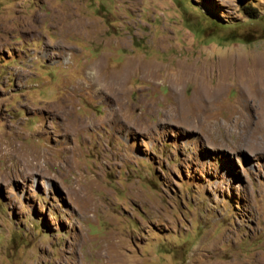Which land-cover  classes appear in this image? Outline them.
Here are the masks:
<instances>
[{
	"label": "rangeland",
	"instance_id": "374dc122",
	"mask_svg": "<svg viewBox=\"0 0 264 264\" xmlns=\"http://www.w3.org/2000/svg\"><path fill=\"white\" fill-rule=\"evenodd\" d=\"M260 78L264 0H0V264H264Z\"/></svg>",
	"mask_w": 264,
	"mask_h": 264
},
{
	"label": "bare ground",
	"instance_id": "6f19581e",
	"mask_svg": "<svg viewBox=\"0 0 264 264\" xmlns=\"http://www.w3.org/2000/svg\"><path fill=\"white\" fill-rule=\"evenodd\" d=\"M97 66H99V64H96V65H94V64H90L89 66H88V68H96L97 69ZM148 69H150L149 71H147ZM98 70V73L94 76V77H92V79H93V82L94 83H96L98 86H101V87H99V90H108V92H106L105 93V97H108V96H112V97H114L115 99H117V101H120V97H119V95L121 94V92H120V87H119V84L121 83V81L123 80V76H124V72L126 71V69L123 71V73L122 74H118V73H115V74H112V75H110V76H106L105 74H103L104 73V70H101V69H97ZM144 71L146 72V73H149V75H152L154 78H156L157 76H156V74L155 73H153V71H154V68H152V67H148V68H145L144 69ZM262 85H264V80L263 79H259L258 81H257V83H256V89H258V93H261V91H260V88H261V86ZM100 92H102V91H100ZM245 92V91H244ZM205 95H203L202 97H201V100L203 101V102H210V103H212L213 102V94H214V92L213 91H211L210 89L209 90H207V91H205V93H204ZM102 96V95H101ZM207 96H209V97H207ZM104 97V96H103ZM102 97V98H103ZM110 98V97H109ZM209 98V99H208ZM209 100V101H208ZM187 102V101H186ZM186 104V103H185ZM186 107V106H185ZM124 107L123 106H117L115 109H114V113H115V115L117 114V116H118V118H119V113L122 111V112H124ZM58 110V109H57ZM173 111H174V109H172ZM189 110H190V108H189ZM192 113H194V114H200V111L199 110H196V109H191L190 110ZM71 110L70 109H66V111L64 112L65 114H66V116L67 115H69V114H71ZM171 112V111H170ZM175 112V111H174ZM183 112V111H182ZM181 113H179V115H180ZM196 116H198V115H196ZM187 117V116H186ZM185 118V117H184ZM189 118H190V116H189ZM73 125V126H72ZM87 126V124L84 122V121H82V120H80V119H78L77 117H73L72 119H71V122H69L68 123V129L69 128H74L75 130H77V131H79V130H81V129H84L85 127ZM74 131V130H73ZM71 133H73V132H71ZM29 161L31 160V158L29 157V159H28Z\"/></svg>",
	"mask_w": 264,
	"mask_h": 264
}]
</instances>
